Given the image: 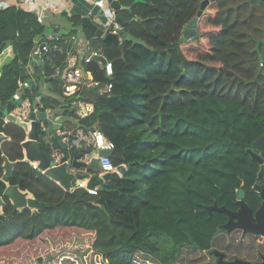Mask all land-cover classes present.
Segmentation results:
<instances>
[{
  "label": "trees",
  "instance_id": "trees-1",
  "mask_svg": "<svg viewBox=\"0 0 264 264\" xmlns=\"http://www.w3.org/2000/svg\"><path fill=\"white\" fill-rule=\"evenodd\" d=\"M117 1L116 17L127 23L118 46L96 39L75 11L63 15L73 23L71 32L60 35L48 34L44 20L27 10L0 9V57L8 47L14 53L0 77V128L29 100L33 118L35 110L50 112L73 135L98 127L115 144L113 165L126 168L124 176L77 202L26 161V131L7 122L0 181L6 157L17 163L9 185L30 193L44 208L13 213L11 201L4 200L0 264H138L139 256L175 264L181 247L212 249L229 218L209 213V207L238 210L240 189L254 212L262 205L255 186L264 185L256 160L259 156L264 164V2L209 0L198 20L199 35L186 40L184 30L206 0ZM80 28L89 44L86 52L97 51L113 65L108 77L99 61L85 64L94 81L113 85L105 96L94 89L79 93L95 107L85 118L75 115L54 75L65 54L49 53L42 64L31 58L49 35L74 51L65 37L78 39ZM128 35L147 46L128 42ZM19 82L31 86L16 98ZM44 86L50 89L46 95ZM44 137L51 159L52 148L63 161L80 154L59 137Z\"/></svg>",
  "mask_w": 264,
  "mask_h": 264
},
{
  "label": "water",
  "instance_id": "water-1",
  "mask_svg": "<svg viewBox=\"0 0 264 264\" xmlns=\"http://www.w3.org/2000/svg\"><path fill=\"white\" fill-rule=\"evenodd\" d=\"M261 1L264 2V0ZM108 2L114 11L120 9L117 0H108ZM209 3V0L204 1L201 5V10L198 13V16L187 25L183 33L186 40L199 35V30L197 28L198 20ZM116 22L121 29H124L127 26V23H124L120 18H116ZM82 25L83 27L91 30L96 39L103 40L106 46H118L122 44V32H120V34H106L103 28L95 24L90 17H83ZM70 31L71 29H69V32ZM78 37L81 39L83 37V33L79 32ZM126 40L135 45L147 46L145 42H142L132 35H128ZM44 41L45 39L42 38L40 43L42 44ZM259 49H261V43L259 44ZM93 60L99 61L103 65L106 64V59L100 56H94ZM47 121L48 117L46 112H37L36 120L31 123V129L27 135V140L22 145L25 159L31 164H37V169L40 172L59 184L66 192H70L74 197H76L77 202H83L84 197L91 194V191L102 189L105 182L117 180L126 174L125 166L118 167L117 171L113 173L105 175L95 174V169L83 161L84 157L90 154L89 151H84L73 156V158L68 159V161L63 162L62 164H57V162L50 158L45 150L50 149L49 142L44 137L45 133L42 132V129L45 127L44 125ZM7 122H14L24 128L25 131L29 130L27 123L22 122L19 118L12 114L7 115L6 120H2L0 128V153L2 152V142L8 139L4 135V126ZM100 156H111V153L109 151H101ZM4 160L5 164L3 168L5 174L0 181V219L5 218L1 212L5 199H9L11 201L14 207L13 213L17 211L22 212L25 209H31L33 213H37L40 209H43L44 206L41 205L35 198L30 197L28 192H22L18 187L9 185V180L17 163H11L6 157H4ZM256 160L262 164L259 178H263V160L259 156L256 157ZM82 168L85 170L84 173L74 174L70 172L72 169L80 170ZM83 183H86V186L80 185ZM255 190L260 194L262 199V205L256 212H254L253 209L246 203V193L243 189H240L237 193L236 203L238 210L234 211L226 207H219L217 204L208 208V211L211 214L213 212H217L228 216V222L223 225L221 229L226 230L228 233L241 230L244 234H250L264 239V188L260 185H256ZM215 255L218 257L216 264H264V257L261 262L253 263L251 261L241 259L227 261L225 259L226 255L219 251H215Z\"/></svg>",
  "mask_w": 264,
  "mask_h": 264
},
{
  "label": "built area",
  "instance_id": "built-area-1",
  "mask_svg": "<svg viewBox=\"0 0 264 264\" xmlns=\"http://www.w3.org/2000/svg\"><path fill=\"white\" fill-rule=\"evenodd\" d=\"M54 0H48L45 4H40L36 0H5L0 1V9L6 10L10 7H16L17 9L27 10L38 18V20L43 21L47 19L49 16H55L54 10ZM90 2L96 3L99 0H88ZM71 3L63 4L65 10H67V14L72 16L71 12ZM70 9V10H69ZM100 15L103 17L104 22L102 23V28L106 34H120L121 27L116 22V13L111 8L105 9L101 6ZM110 26V28L105 29L104 27ZM56 35H49L48 39L41 44L38 42L35 50L31 54L32 62H38L42 64L43 58L45 55L49 53H61L65 54L66 58L62 65L56 66L54 75L58 78L63 84V95L67 98H71L74 104V112L78 118H85L90 116L94 112V104L87 101L80 100L79 93H81L84 89H94L99 95L105 96L111 93L113 89V85L109 84H100L97 81L92 79V75L85 71V64H89L93 62L94 56H100L106 59V64L103 65L101 62H98L103 70L105 71L108 77L113 76V65L112 63L102 54L97 51H92L91 53H87L86 50L89 48L88 43H84L80 45V47L76 48L72 52H67L66 44L62 45L60 43L55 42ZM33 63L28 66L31 69ZM31 84L29 82H19V90L16 94V98H19L22 94V91L26 87H30ZM41 102V97L37 98V103ZM35 112H40L35 110ZM47 117L52 116L50 112H46ZM17 118H19L22 122L27 123L29 130L26 131V135H28L31 129V123L36 120V117H32L31 112V103L29 100L24 101L20 107H18L13 114ZM56 121V120H55ZM56 126L58 129L56 131L53 130V135L49 141L54 139L55 137H59L61 141L69 146L70 150H75L80 153L84 151H89L90 154L86 155L83 159L89 166L92 165V159L96 158L99 160V170L101 175H105L108 173H113L117 171V168L113 165L111 160V156H100L101 151H109L111 154L115 149V144L107 139L105 135L99 129H93L88 134L79 131L76 135L70 130H62V121H56ZM58 130V131H57ZM50 137V136H49ZM27 140V139H26ZM52 160L57 162V164H62L64 155L55 148H52ZM88 159V161H87ZM34 168L37 169L36 164H34ZM86 186L84 183L80 184ZM91 194H97V190L91 191Z\"/></svg>",
  "mask_w": 264,
  "mask_h": 264
},
{
  "label": "rangeland",
  "instance_id": "rangeland-1",
  "mask_svg": "<svg viewBox=\"0 0 264 264\" xmlns=\"http://www.w3.org/2000/svg\"><path fill=\"white\" fill-rule=\"evenodd\" d=\"M69 17L71 16L69 15L68 18ZM68 18L58 15L57 18L45 19L43 22L47 27L48 34L58 33L60 35H64L68 28H70V25L73 23ZM99 26L102 27V24ZM104 28L108 29L110 26H106ZM85 34L87 33L85 32ZM93 47L96 49L94 45ZM4 61L5 57L1 56L0 64L2 65ZM44 87V90L48 88V86L45 88ZM55 120L56 118L54 115L49 116L48 121L44 125L45 127L42 129V132L45 133V136L48 137V140H50L52 137L54 133L53 130L56 131V129H58L56 126L57 122ZM70 153L71 152H69V154ZM92 163L95 167L99 166V160L96 158L92 159ZM213 251L225 253L227 255L228 261H234L236 259L250 261L257 259V255L261 251H264V239L250 235L244 237L240 231H234L232 234H228L226 230L220 229L212 242V249L210 251L201 252L192 248L181 247L175 264H215L216 257L211 254ZM137 261L138 264H160L153 259H147L145 256H139Z\"/></svg>",
  "mask_w": 264,
  "mask_h": 264
},
{
  "label": "crops",
  "instance_id": "crops-1",
  "mask_svg": "<svg viewBox=\"0 0 264 264\" xmlns=\"http://www.w3.org/2000/svg\"><path fill=\"white\" fill-rule=\"evenodd\" d=\"M0 1H5V0H0ZM36 1L40 4H45V3H47L48 0H36ZM53 2H54V10H55L56 15L55 16H49L48 18H57L58 15H61V16L65 15V14L68 15L67 14L68 12H67V10H65L63 4L71 3L70 4L71 12L75 11V12L81 14L82 17H90L91 20L95 24H97L98 26L104 22L103 17L100 15L101 6L105 9H109V8L111 9V6H110L108 0H99V2H96V3L90 2L88 0H54ZM68 29H71V28H68ZM78 31L82 32V28H80ZM53 34H55V33H53ZM56 34H58V33H56ZM65 38H66V40H68V42L72 43V41H73L72 45L75 47V49L80 47V45L87 43V40H85L83 37L81 39L79 37H78V39H75L73 36H71L70 38H67V37H65ZM1 56L5 57V61L3 62L2 65L0 64L1 65L0 66L1 67L0 77L2 75L3 67L7 63H9L14 57L12 47H8L2 53ZM45 87H47V86H45ZM49 91H50L49 87L46 88V90L42 89V92L45 95L48 94ZM87 161H88V159H87ZM92 166H93V163H92ZM70 172L74 173V174L80 173L79 171L74 170V169H72ZM29 196L32 197V195L30 193H29ZM1 212H2V209H1Z\"/></svg>",
  "mask_w": 264,
  "mask_h": 264
},
{
  "label": "flooded vegetation",
  "instance_id": "flooded-vegetation-1",
  "mask_svg": "<svg viewBox=\"0 0 264 264\" xmlns=\"http://www.w3.org/2000/svg\"><path fill=\"white\" fill-rule=\"evenodd\" d=\"M258 185H260V184H258ZM260 186H262V187L264 188V185H263V184L260 185ZM236 231H240V232H242V234H243L244 237L247 236V235H250V234H244L243 231H241V230H236ZM228 234H232V233H228ZM250 236L256 237V236H254V235H250ZM257 238H258V237H257ZM259 238H260V237H259ZM211 254H212L213 256L216 257V263H217V261H218V257L215 255V251L211 252ZM224 254H225V253H224ZM225 255H226V254H225ZM257 256H258L257 259L250 260V261H252L253 263L261 262V261H262V258L264 257V251H261ZM225 259L227 260V255H226V258H225ZM227 261H228V260H227ZM216 263H215V264H216Z\"/></svg>",
  "mask_w": 264,
  "mask_h": 264
},
{
  "label": "clouds",
  "instance_id": "clouds-1",
  "mask_svg": "<svg viewBox=\"0 0 264 264\" xmlns=\"http://www.w3.org/2000/svg\"><path fill=\"white\" fill-rule=\"evenodd\" d=\"M34 165V164H33ZM37 165V164H36Z\"/></svg>",
  "mask_w": 264,
  "mask_h": 264
}]
</instances>
